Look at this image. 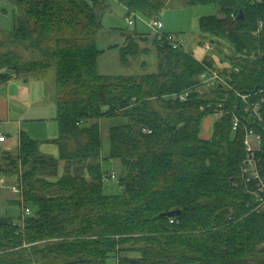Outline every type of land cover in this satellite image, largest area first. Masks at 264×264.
<instances>
[{"label": "trees", "instance_id": "trees-1", "mask_svg": "<svg viewBox=\"0 0 264 264\" xmlns=\"http://www.w3.org/2000/svg\"><path fill=\"white\" fill-rule=\"evenodd\" d=\"M99 1L12 0L8 45L32 48L41 57L23 60L13 49H0V81L12 73L55 69L59 133L53 142L59 157L42 154L40 139L26 131L19 134L15 157L9 161V151L2 152L8 161L0 171L23 163L17 181H25L22 198L34 212L25 222L0 217V264H27L25 249L16 248L50 237L58 239L41 251L63 264H107L110 258L117 264H264V210L251 211L253 197L239 183L244 126L231 128L232 113L243 112L245 103L227 85L210 93L201 87L205 64L214 67L208 57L160 45L153 36L156 72L101 74ZM117 1L126 14L139 10L148 16L166 3ZM187 1L220 6L222 16H201L200 29L212 40L225 37L234 45L240 71L233 72L230 84L245 93L263 89L264 96V0ZM5 43L1 40L0 48ZM148 50L127 37L121 60L127 65ZM180 93H186L184 99L173 96ZM219 105L225 114L214 120L212 136L202 138L204 119ZM261 111L263 121L253 125L264 138V103ZM117 115L127 121L110 126L106 158L120 159L126 173L118 180L122 191L107 194L96 160L99 117ZM244 120L252 123L249 114ZM60 160L64 172L47 180L58 175ZM37 183L46 191L38 192ZM171 210L179 214L168 215Z\"/></svg>", "mask_w": 264, "mask_h": 264}, {"label": "rangeland", "instance_id": "rangeland-1", "mask_svg": "<svg viewBox=\"0 0 264 264\" xmlns=\"http://www.w3.org/2000/svg\"><path fill=\"white\" fill-rule=\"evenodd\" d=\"M163 6L160 13L153 16L145 15L141 11L136 10L135 14H132L135 22L129 24L126 21L127 10L122 3L117 0H100L99 3L96 4L97 8L95 9H97V13H100V20L102 23L99 35H97V44L102 51L98 59V71L101 74L141 76L145 73L157 71L158 56L156 44L152 40L150 34L151 28L148 24L154 16H158L162 20L166 31L182 38L185 42V50L192 52L197 58L200 59L204 56L208 57V59L212 61L214 68L221 71L224 69L234 71L236 66L239 68L236 72L240 71V66L235 64L238 55L235 53L232 42L225 37L212 40L211 37H208L200 29L199 21L201 16L211 14L222 16V11L218 4L210 1L204 3H189L187 0H166ZM13 8L14 5L12 0H0V41L4 40L6 42L4 44L5 46L8 45V41L6 40L7 36L14 27ZM132 36L140 42L142 48L149 47L150 50L147 52H140L132 57L130 63L126 65L121 60L120 47L124 45L127 37ZM207 43H211V49L205 48ZM4 47L0 49L3 51L13 49L17 51V53H20L23 60L41 57L37 50L22 45H16L15 43L9 44L6 48ZM143 62L146 64L143 65ZM0 72H4V69L0 70ZM15 76L16 75L12 73L10 78ZM12 83L13 84H9V92L15 95V99L22 101V104L26 105L27 109H23L24 116L28 114L33 118H42V122L34 124V128L43 133L41 137H38L41 141L40 147H38L40 152L42 154L59 157L58 145L53 142V139H55L59 133L57 122L53 119L57 112L55 104V69L52 67L47 71L23 72L20 73V75L18 74L17 78L13 79ZM7 85L8 84L5 86L6 90H8ZM201 87L208 92H211L214 88H208L204 85ZM215 116V114L209 115L211 118ZM23 119H25V117H23ZM5 121L4 117L0 119V130L3 132H9V130H11V136L15 137L17 133V123ZM125 121H127V118L123 115L99 117L101 144L100 155L96 160L100 161L102 171L105 175L103 186L104 192L107 194H118L122 191V187L118 180L122 173H126L120 159L106 158L110 151L109 128L113 124L123 123ZM3 151H9L8 156L5 157H8L9 159H6L10 161V157H15L17 154L18 148L17 145L15 146L13 144V140L0 144V165L6 168V162L8 160L2 157ZM87 160L89 161V159ZM63 164L64 161L60 160L57 176L48 177L46 179L56 181L64 172ZM15 167L16 169L12 168L6 173L0 171V180L5 179V181L0 184V217H10L15 221L25 222L26 218L34 212V208L32 205L27 206L22 198V190L23 188H27V186H25V181L22 178H20V181H17L18 176L21 175V171L23 170V163L19 160ZM16 171H19V175L15 173ZM113 172L115 178H111V173ZM18 182L21 183L19 184ZM37 187L40 193L46 191V188L43 189L40 183H37ZM16 189H18V191H16ZM25 206L30 208V214L24 217L23 215L26 214L23 213ZM57 239L58 238L50 237V239L44 238L34 242H25L16 249L19 250L21 247L25 249L24 255L28 259L27 264H63V260L56 259L54 254L48 251H41V249L46 247L47 243L50 244ZM260 246L264 247V242ZM107 264H117V259L110 258Z\"/></svg>", "mask_w": 264, "mask_h": 264}, {"label": "built area", "instance_id": "built-area-1", "mask_svg": "<svg viewBox=\"0 0 264 264\" xmlns=\"http://www.w3.org/2000/svg\"><path fill=\"white\" fill-rule=\"evenodd\" d=\"M132 14H135L134 10H131L126 15V21L129 24H133L135 21L132 17ZM151 28L152 36L160 45H171L174 48L185 49V42L182 38H179L177 35L168 32L164 29V23L158 16L152 17L151 21L148 23ZM205 45V44H204ZM211 43L205 45L206 49H211ZM239 68L236 66L234 71L230 70H218L214 67L205 64L204 71L200 74V84L205 87H215L217 85H227L233 89L236 94L243 100L245 103L243 112L234 111L231 118V128L235 132L239 129L240 126H244V156L239 164V183L243 186L246 192H248L252 197L253 201L249 204L251 211H261L264 210V142L263 135L259 128H255L253 124L256 122H262L263 116L261 107L264 103V96L261 95L263 89L255 90L253 92L245 93L235 89L230 84L232 80L233 72L238 71ZM186 94V93H185ZM185 94H174V97H180L181 99L185 98ZM224 109L219 105L213 114H215V119L222 117ZM246 114L251 116L252 123H246L244 117ZM6 139V135L0 133V142ZM111 178H115L114 172L111 173ZM18 191V189H16ZM23 216L30 214V208L25 206L23 209ZM262 264V263H255Z\"/></svg>", "mask_w": 264, "mask_h": 264}, {"label": "crops", "instance_id": "crops-1", "mask_svg": "<svg viewBox=\"0 0 264 264\" xmlns=\"http://www.w3.org/2000/svg\"><path fill=\"white\" fill-rule=\"evenodd\" d=\"M204 57L200 59H203ZM16 78L17 76L12 77L4 82L0 81V119L4 117L6 120L5 122H16L17 123V130H16L17 133L15 137L11 136L12 135L11 130H9V132H3L0 130V133L6 135V139L0 142V144L13 140V144L19 147V142H20L19 134L21 133V131H26L32 137L37 138V139L38 137H41L43 133L37 131L34 128V124L42 122V118H33L32 116H29L28 114L24 116L23 109H27L26 105H23L22 101H18L17 99H15V95L9 92V88H10L9 84H13L12 81L13 79H16ZM6 84H8L7 85L8 90L5 89ZM23 117H25V119H23ZM214 120H215V117L211 118L209 117V115L204 119L201 132H200V136L202 138L209 139L212 136L211 126H213ZM4 181L5 179H1V183Z\"/></svg>", "mask_w": 264, "mask_h": 264}, {"label": "water", "instance_id": "water-1", "mask_svg": "<svg viewBox=\"0 0 264 264\" xmlns=\"http://www.w3.org/2000/svg\"><path fill=\"white\" fill-rule=\"evenodd\" d=\"M239 18H242V17H244V16H242V15H240V16H238ZM0 184H1V180H0ZM168 215H175V214H179V210H171L170 212H168L167 213Z\"/></svg>", "mask_w": 264, "mask_h": 264}]
</instances>
